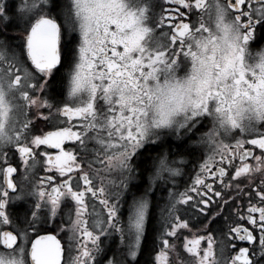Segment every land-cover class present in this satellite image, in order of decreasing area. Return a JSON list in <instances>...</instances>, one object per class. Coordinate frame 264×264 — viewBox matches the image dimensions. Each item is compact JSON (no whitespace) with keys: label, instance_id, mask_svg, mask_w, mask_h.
<instances>
[{"label":"flooded vegetation","instance_id":"1","mask_svg":"<svg viewBox=\"0 0 264 264\" xmlns=\"http://www.w3.org/2000/svg\"><path fill=\"white\" fill-rule=\"evenodd\" d=\"M121 2L125 10L103 11L98 29L88 34L89 87L86 81L74 91L79 35L52 0L50 16L33 17L58 25L60 62L47 70L26 57L30 26L22 10L0 0V44L6 42L5 51L7 42L18 41L31 72L21 80L13 59L10 84L23 110L17 117L10 108L14 134L0 138V264H34L31 254H63L61 264H135L148 232L145 264H264V0ZM64 27L73 34L72 56L59 96L52 81L69 42ZM203 38L215 51L207 66ZM173 72L192 87L198 80L209 96L199 93L190 106L187 128L197 132L189 137L196 144L183 135L170 138L166 122L147 127L154 117L147 82ZM116 86L134 91L135 104L106 108ZM70 95L92 101L72 108ZM11 126L0 112V130ZM109 127L117 131L116 148L108 145ZM204 130L222 138L201 139ZM166 136L183 142L184 151L171 152ZM100 138L98 156L92 148ZM157 144L141 176V154ZM173 154L181 158L177 166Z\"/></svg>","mask_w":264,"mask_h":264},{"label":"rangeland","instance_id":"2","mask_svg":"<svg viewBox=\"0 0 264 264\" xmlns=\"http://www.w3.org/2000/svg\"><path fill=\"white\" fill-rule=\"evenodd\" d=\"M70 5L67 3V11L69 12L68 16H76L81 17L80 21H76L75 17L71 19H67V24L69 25V28L72 30V32H76L79 35V43L77 48L78 53V60L77 63L74 65V73H72V88L74 91L80 90L85 86V82L87 81V87H89L88 82V76L90 73L87 71L88 61H87V53H88V34L90 32H93L98 29L99 24L97 23L98 20L101 22V13L105 10H111L113 9L116 15H119V13L124 9L123 2L121 0H69ZM64 3V1H63ZM62 3V4H63ZM17 4L18 12L22 10V17H24V21H31L30 24H33L35 21L39 20L40 18H33L35 13L36 15H45L50 16V13L48 12L47 8V0H12V5ZM37 7V8H36ZM115 7V8H113ZM116 7H119L117 9ZM126 10H134V9H126ZM73 13H72V12ZM61 10L58 9L57 13H60ZM138 14V12H137ZM39 17V16H38ZM96 17V18H95ZM219 23L216 25V27H220L222 25L221 19L222 17L219 15ZM30 19V20H29ZM141 21H137L136 24H141ZM30 24L28 26H30ZM102 27V24H101ZM133 30L132 28L128 31L130 32ZM64 35L67 37L69 41L72 39V33H69L67 29L64 27ZM207 34L205 33V37ZM219 40L223 42L225 40L226 34L224 32H221L219 34ZM75 38V36L73 37ZM73 41V40H72ZM203 44L205 51L207 55L204 57V61L206 62V66L210 65L212 61L214 60V54L215 51L211 47V44H207L205 41V38H203ZM6 45V42H3L0 44V50L4 51L3 48ZM5 55L12 58V61L9 63L8 61L4 60V54H0V112H4V119L9 120L13 126L6 128L5 132L3 130H0V138L4 139H10L12 135L14 134V130H12L13 127L16 126V116L18 117L21 113L22 104L20 108V104L17 103L14 99V89L11 88L14 84H10V80L13 79V71L11 70V67L15 63H13V59L21 65V67L16 64L13 68L18 69L16 74H20L21 80L25 81L31 74L29 68L25 65L26 69L24 71V64L21 59V54L19 53V50H15L10 45L7 46V49L4 51ZM14 61V62H15ZM9 63V64H8ZM22 71H21V70ZM91 74H93L91 72ZM199 75L201 76V69L199 70ZM198 81V80H197ZM197 81H195L193 87L191 86L190 82L187 80L183 84V74L179 75L176 73H172L167 78L164 79V81L160 82H154L151 79L147 82V88L150 90L151 95V101L148 104V107L150 108L151 112L153 113L154 117L152 120L153 126L149 125L147 127H159L160 125H163V123L169 124V128L163 129L165 132L171 135L175 140L180 139V137L183 135V138L189 139V144L192 145L193 142L196 144L195 140L190 139L189 137L193 135H197V132L195 130L190 131L187 127H189V124L192 120L191 113H189L191 109V104L193 101L199 97L200 94L203 95V100L206 97H209L206 93L205 89L197 84ZM91 88L89 89V91ZM72 92V91H71ZM200 93V94H199ZM26 96L28 94L24 93ZM136 93L132 91L131 89H123L120 90L119 87H114L112 89V92H108L107 99H106V108L109 107H117V106H124L129 107L134 105L135 103L131 100ZM68 98L71 99V105L72 108L75 107H83L88 106L92 101V96H89L87 98L79 99L80 95H70ZM76 99V100H74ZM79 99V100H77ZM30 100V99H29ZM28 100V102H29ZM8 102V106L7 105ZM21 103V101H19ZM13 106L16 116H14V119L12 121L11 114H10V108ZM105 108V109H106ZM200 108V107H199ZM209 121H213V113L208 112L206 114ZM112 118V117H110ZM104 122V121H101ZM222 122L226 123L229 122L226 118L222 119ZM81 123H84L81 121ZM185 123V126L183 125ZM183 125V131L182 129H179L180 126ZM111 129H108V145H110L112 148L117 147V141L115 139L117 135V131L113 130L112 127H109ZM185 128H187L185 130ZM164 132V133H165ZM193 132V133H192ZM207 134V135H206ZM198 137L203 139L207 138L208 140L212 139L214 141L215 139L222 138V136L218 135L215 131L211 130H204L202 133L198 134ZM104 139L100 138L97 143L92 148V151L95 152L98 156L101 155V153L104 150ZM119 142V141H118ZM172 159L174 160L173 165L177 166L181 160V158H176L175 155H172ZM101 161V159H100ZM176 172L175 168H172V173L174 174Z\"/></svg>","mask_w":264,"mask_h":264},{"label":"water","instance_id":"3","mask_svg":"<svg viewBox=\"0 0 264 264\" xmlns=\"http://www.w3.org/2000/svg\"><path fill=\"white\" fill-rule=\"evenodd\" d=\"M57 28L53 21L42 18L35 22L27 38L26 55L39 69H49L59 64ZM57 133V132H55ZM51 133H47L48 137ZM63 254H31L34 264H61Z\"/></svg>","mask_w":264,"mask_h":264},{"label":"trees","instance_id":"4","mask_svg":"<svg viewBox=\"0 0 264 264\" xmlns=\"http://www.w3.org/2000/svg\"><path fill=\"white\" fill-rule=\"evenodd\" d=\"M64 1V3H63ZM67 2V1H66ZM65 2V0H52V8L53 10L56 11L60 9L61 12L57 13L59 16H61L62 18H64L66 20L70 19V16H68L69 12L67 11L68 7H67V3ZM63 3V4H62ZM72 12V11H71ZM19 20V18H17ZM9 28L10 26H14L15 22L11 21L10 23H8ZM260 38L264 39V26L263 29L261 30V34H260ZM8 44L11 45L12 48H14L15 50H19V53H21V49L20 44L18 41H13V43L11 42H7ZM72 56V44L69 41L67 43V45L65 46L64 49V54H63V60L62 63L60 65V67L56 70L54 76H53V81H52V91L61 96L63 94V90H64V80H65V68L69 63V60ZM194 117V116H193ZM185 126V123H184ZM179 129H183V125L179 127ZM170 138L174 139L173 137L170 136ZM169 138V136L164 137V143L169 145L170 143H173L172 140ZM182 138V136L180 137V139ZM168 142V143H167ZM163 143V142H162ZM171 152H176L179 153L181 151H184L185 146L183 145V142L177 143V144H172L171 145ZM159 150V144L157 145H152L149 148L145 149L143 151V153L141 154V160H140V170H141V176H144L145 171L147 170L148 166H149V158L150 156L157 152ZM141 185H139L138 187H140ZM151 233L148 232L147 234V239L145 241V245H144V249H143V254L140 256V259L138 262H136L135 264H145L147 259H148V249L151 246Z\"/></svg>","mask_w":264,"mask_h":264}]
</instances>
